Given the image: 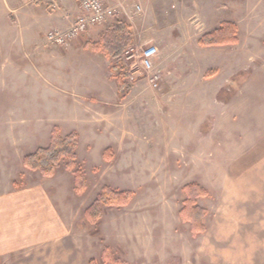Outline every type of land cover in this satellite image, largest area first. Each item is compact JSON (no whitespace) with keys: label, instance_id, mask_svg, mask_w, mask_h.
Here are the masks:
<instances>
[{"label":"rangeland","instance_id":"374dc122","mask_svg":"<svg viewBox=\"0 0 264 264\" xmlns=\"http://www.w3.org/2000/svg\"><path fill=\"white\" fill-rule=\"evenodd\" d=\"M129 1L145 10L140 0ZM167 2L151 0L153 7L144 0L157 10L149 12L160 18L161 37L149 28L133 37L119 61L110 58L119 99L70 90L60 78L61 62L49 59L50 73L38 67L45 87L0 83V196L5 205L37 207L31 209L37 220L29 257L46 253L52 264H61V255L68 264H102L110 249L123 264H264V0H178V10L165 15ZM118 20L99 24L102 33ZM220 22L237 25L238 42L205 58H221L226 82L216 102L227 112L221 110L222 120L204 122L198 141L190 143L164 123L171 112H157L156 95L194 71L190 65L186 72L194 54L188 50ZM173 28L175 37L163 35ZM168 45L175 49L171 65L158 61L169 60L160 52ZM51 46L53 55L61 49ZM137 49L156 52L148 67L161 69L159 89L144 69L131 70L129 77V64L140 66ZM170 76L176 79L166 80ZM218 124L226 131L214 132ZM72 134L76 161L61 157L52 174L26 166L28 154L49 147L54 136ZM194 181L208 192L197 200L206 211L202 228L181 216L184 186ZM105 187L130 195L123 203L104 204L101 220L91 224L86 210Z\"/></svg>","mask_w":264,"mask_h":264},{"label":"crops","instance_id":"0c3cea01","mask_svg":"<svg viewBox=\"0 0 264 264\" xmlns=\"http://www.w3.org/2000/svg\"><path fill=\"white\" fill-rule=\"evenodd\" d=\"M117 1L120 0H115L113 3ZM126 1L130 2L129 0ZM145 1L149 6H153L151 0ZM158 1H164V3L168 1L169 7L166 8L165 15L174 14V11L178 10L176 9V6L179 5L178 0H170L171 3L169 0ZM140 2L143 3L145 10L140 3L130 2L140 4L143 9L134 21L129 22L127 18L121 16L118 18L130 23L134 41L136 40L135 35L138 36V34L144 33L149 28H152L153 33L161 37V29L157 28L156 24L160 20L156 8L145 6L144 0H140ZM150 9L151 11L154 10L157 15L151 16ZM81 12L82 9L78 0H57V5H53L48 1L29 3L27 0H0V83H5L6 80H14L15 86L21 83L27 86L30 83L34 87H45L46 82L40 79L39 68L44 69V75L50 73L49 63L45 60L49 59L52 62H61L60 78L70 90L78 88L81 91L83 89L87 94H93L100 100L119 99L118 84L110 77L111 60L103 49L98 46L100 35L103 37L106 33L105 31L102 33V26H93L68 45L58 46L61 49L54 50L55 55H53L52 44H49L46 40L48 31L67 29ZM150 20L155 23L148 25L151 23ZM218 27L220 26H215L205 33ZM178 32V29L173 28L171 31H165L163 35L167 34V37H171V35L175 37ZM198 40L193 48L194 50H188L189 53L194 54H189V60L185 63L188 65L186 68L187 73L190 68L194 71L188 73L186 77L180 78L176 85L172 86V91L156 95L158 101L157 112L159 109L165 110L166 114L171 112L166 119H163L164 123L172 127L170 129L174 133L188 139L190 143L198 141L197 133L201 132L204 122L213 117L222 120L220 119L222 116L220 113L222 109L225 110V105L216 102L218 101V93L226 82V79L220 78L223 64H219L218 59L221 58L216 60L205 58L207 53L223 46H201ZM168 47L167 49L163 48L160 52L161 55L167 56L169 60L166 57L157 60L160 62L170 61L171 65V57L174 55L175 49L173 45H168ZM37 60L39 62H36ZM27 62L28 64H26ZM170 65H166V69ZM133 66L130 65V69ZM204 67H206L205 70ZM210 68L217 69V72L208 73ZM168 70L170 74L174 73L173 69ZM173 76L166 80H172ZM175 79L173 80L175 81ZM44 92L46 93L44 94L45 97H47L46 88L42 91V94ZM223 131L226 130L221 124H218L214 129V132ZM177 139H179V136L175 137V140ZM2 197L1 195L0 264H52V260L47 259L46 253L40 258L28 256L30 243L34 240V225L37 220L34 210L31 209H37V207L5 205ZM49 212L51 213V210ZM62 257L63 255L60 256L61 264H68V257L66 256L65 259Z\"/></svg>","mask_w":264,"mask_h":264},{"label":"trees","instance_id":"16d2710c","mask_svg":"<svg viewBox=\"0 0 264 264\" xmlns=\"http://www.w3.org/2000/svg\"><path fill=\"white\" fill-rule=\"evenodd\" d=\"M237 25L232 22H225L221 27L203 34L198 43L201 46H222L235 44L238 42ZM133 41V35L130 25L126 21L120 19L115 22L110 29L102 37V46L100 48L111 59L120 60L125 50ZM119 68V66H114ZM124 84H120V90ZM125 87H127L125 85ZM75 135L72 134L66 138L54 136L49 147L39 148L36 152L28 154L25 157V164L32 170H41L45 174H52L58 161L63 156L70 157L72 161H76L74 140ZM72 165V164H70ZM185 201L184 207L181 210L183 218L188 220L197 227H203V219L206 216L205 209L197 204L199 197L205 196L208 192L204 186L198 182H189L184 186ZM130 193L121 192L105 187L99 194L97 199L86 210V216L91 224H97L101 220L102 206L104 204L114 205L117 202L123 203ZM201 230V229H200ZM89 264H97L96 260L91 259ZM102 264H123L122 260L110 250L106 249L103 252Z\"/></svg>","mask_w":264,"mask_h":264},{"label":"built area","instance_id":"2783aa9c","mask_svg":"<svg viewBox=\"0 0 264 264\" xmlns=\"http://www.w3.org/2000/svg\"><path fill=\"white\" fill-rule=\"evenodd\" d=\"M39 1H48L53 5H57V0H27L29 3H36ZM78 1L82 9L81 14L67 29H53L48 31L46 40L49 44L66 46L81 34L86 33L89 28L99 25L108 19L121 16L127 18L129 22H132L143 11L140 4L129 3L126 0H120L115 3H106L104 0ZM132 49L134 50V48H131V50ZM155 53L154 51H143V49L140 51V49H137V59L140 60V66L137 68L135 64V67L133 66V68L129 70V77L132 78L133 76L131 70L138 69L137 71H140L144 69L150 74L148 76L150 85L159 89L162 83V71L160 69L150 72L148 67L149 59L152 58ZM134 56H136V53H132L129 58Z\"/></svg>","mask_w":264,"mask_h":264}]
</instances>
